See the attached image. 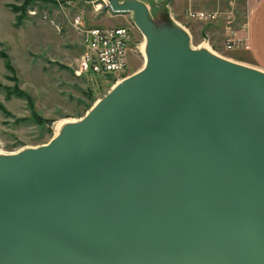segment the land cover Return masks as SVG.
Returning a JSON list of instances; mask_svg holds the SVG:
<instances>
[{
	"label": "water",
	"instance_id": "obj_1",
	"mask_svg": "<svg viewBox=\"0 0 264 264\" xmlns=\"http://www.w3.org/2000/svg\"><path fill=\"white\" fill-rule=\"evenodd\" d=\"M49 144L0 159V264H264V72L163 36Z\"/></svg>",
	"mask_w": 264,
	"mask_h": 264
},
{
	"label": "rangeland",
	"instance_id": "obj_2",
	"mask_svg": "<svg viewBox=\"0 0 264 264\" xmlns=\"http://www.w3.org/2000/svg\"><path fill=\"white\" fill-rule=\"evenodd\" d=\"M135 1L149 8L150 18L162 36L163 31L175 26L189 36L191 49H202L207 43L221 58L257 69L241 60L239 51L228 50L226 35L222 34L228 21L240 28L247 19L246 0H194L195 11H200L195 5H202L205 11L222 13L221 23L217 22L212 32L209 23L187 17L190 0ZM22 4L20 0H0V151L5 153L49 144L55 139L59 123L83 120L117 82L137 74L146 63L141 51L145 37L133 13L114 14L103 0H34L24 24L18 27L10 6ZM77 14L84 16L89 27L102 21L100 26L130 29L129 66L118 80L95 74L82 78L76 75L83 52L73 23ZM8 62L13 71L6 68Z\"/></svg>",
	"mask_w": 264,
	"mask_h": 264
},
{
	"label": "built area",
	"instance_id": "obj_3",
	"mask_svg": "<svg viewBox=\"0 0 264 264\" xmlns=\"http://www.w3.org/2000/svg\"><path fill=\"white\" fill-rule=\"evenodd\" d=\"M103 2L111 10L110 2L108 0H103ZM186 15L192 21L216 24L221 20L222 13L189 9ZM73 23L80 35L83 48L76 75L82 78L95 74L118 80V77L124 74L129 66L132 51L130 29L124 26L89 27L82 14L75 15ZM240 30L246 32V25L244 24L239 29L234 27V21L227 22L225 47L228 50L235 51L245 46L248 37L240 35Z\"/></svg>",
	"mask_w": 264,
	"mask_h": 264
},
{
	"label": "crops",
	"instance_id": "obj_4",
	"mask_svg": "<svg viewBox=\"0 0 264 264\" xmlns=\"http://www.w3.org/2000/svg\"><path fill=\"white\" fill-rule=\"evenodd\" d=\"M193 2L194 0H190V2L187 3V5H189L188 8L196 10L192 7L197 2ZM246 3L247 19L241 25V27L244 24L246 25V32L240 30L239 34L247 36L248 40L243 48L235 51H239L241 60H244L247 64H253L257 69L264 72V0H246ZM195 6L199 10L205 9L202 5ZM179 16L182 17L184 15ZM101 22L102 21H99L95 26H100ZM220 23L221 22L218 24ZM210 25L212 28L210 32H212V30L215 29V27H213L215 24ZM218 29L219 28H217V30ZM222 34H225V28H223Z\"/></svg>",
	"mask_w": 264,
	"mask_h": 264
},
{
	"label": "bare ground",
	"instance_id": "obj_5",
	"mask_svg": "<svg viewBox=\"0 0 264 264\" xmlns=\"http://www.w3.org/2000/svg\"><path fill=\"white\" fill-rule=\"evenodd\" d=\"M147 1V0H146ZM134 14V13H133ZM133 17V16H132ZM192 39V38H191ZM145 44L142 46V53H143V55H144V57H145V60H146V63H145V66L143 67V69L140 71V72H142L145 68H146V66H147V63H148V60H149V55H148V53H149V51H148V43H147V39L145 38ZM202 48V50H205V51H208V52H210L211 54H213V55H215V56H217V57H220L221 58V56H219V55H216L212 50H211V48L208 46V44L207 43H205V44H203V46L201 47ZM126 79H124V80H122V81H120L119 83L117 82V85H116V87L117 86H120L124 81H125ZM115 87V88H116ZM99 103H101L100 101L99 102H97V105L99 104ZM96 105V106H97ZM95 106V107H96ZM94 107V108H95ZM93 108V109H94ZM92 109V110H93ZM91 110V111H92ZM90 111V112H91ZM89 112V113H90ZM88 113V114H89ZM77 122H75V121H63V122H61V123H59L57 126H56V130H55V139H57V138H59L62 134H63V132H64V130L69 126V125H73V124H76ZM34 149H37V148H34ZM34 149H24V150H22V151H18V152H15V153H5V152H1L0 151V159H11V158H14L15 156H18V155H20V154H22V153H24V152H27V151H31V150H34Z\"/></svg>",
	"mask_w": 264,
	"mask_h": 264
},
{
	"label": "trees",
	"instance_id": "obj_6",
	"mask_svg": "<svg viewBox=\"0 0 264 264\" xmlns=\"http://www.w3.org/2000/svg\"><path fill=\"white\" fill-rule=\"evenodd\" d=\"M20 1H22V3H23L22 5H20V6L11 5L10 6L11 9L13 10V12L16 14V21H17L16 25L18 27H20L24 24V21L27 18L28 9H31L34 5V0H20ZM6 68L10 71H13V67L11 66V64L9 62L6 64ZM0 87H2V86L0 85ZM6 89H8V88H6ZM17 90H19V89H16L15 91H17ZM9 91H11V90H9ZM18 93H19V95L26 96L22 92H18ZM30 102H29V104H30Z\"/></svg>",
	"mask_w": 264,
	"mask_h": 264
}]
</instances>
